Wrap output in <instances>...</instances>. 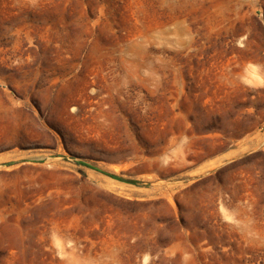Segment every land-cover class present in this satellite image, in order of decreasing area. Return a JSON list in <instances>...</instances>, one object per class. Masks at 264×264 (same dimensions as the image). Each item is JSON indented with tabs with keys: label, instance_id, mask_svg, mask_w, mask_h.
Listing matches in <instances>:
<instances>
[{
	"label": "rangeland",
	"instance_id": "obj_1",
	"mask_svg": "<svg viewBox=\"0 0 264 264\" xmlns=\"http://www.w3.org/2000/svg\"><path fill=\"white\" fill-rule=\"evenodd\" d=\"M0 249L264 264V0H0Z\"/></svg>",
	"mask_w": 264,
	"mask_h": 264
},
{
	"label": "bare ground",
	"instance_id": "obj_2",
	"mask_svg": "<svg viewBox=\"0 0 264 264\" xmlns=\"http://www.w3.org/2000/svg\"><path fill=\"white\" fill-rule=\"evenodd\" d=\"M13 235V234H12ZM0 252H1V249H0ZM2 253V252H1ZM12 257V256H11Z\"/></svg>",
	"mask_w": 264,
	"mask_h": 264
}]
</instances>
